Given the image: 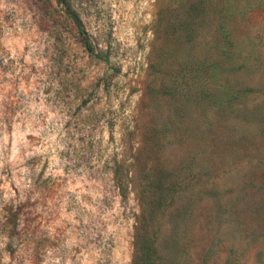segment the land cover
<instances>
[{
    "label": "rangeland",
    "instance_id": "374dc122",
    "mask_svg": "<svg viewBox=\"0 0 264 264\" xmlns=\"http://www.w3.org/2000/svg\"><path fill=\"white\" fill-rule=\"evenodd\" d=\"M0 264H264V0H0Z\"/></svg>",
    "mask_w": 264,
    "mask_h": 264
},
{
    "label": "trees",
    "instance_id": "16d2710c",
    "mask_svg": "<svg viewBox=\"0 0 264 264\" xmlns=\"http://www.w3.org/2000/svg\"><path fill=\"white\" fill-rule=\"evenodd\" d=\"M75 23H76V25H77V28L79 29V32L82 33V34H84L82 22H81L79 19H76V20H75ZM85 39H86V38H85ZM85 43H86L87 49H88L91 53H94V54H95V51H94V48H93L92 44L89 43L88 41H85ZM95 55H97V57H101V56L98 55V54H95Z\"/></svg>",
    "mask_w": 264,
    "mask_h": 264
}]
</instances>
